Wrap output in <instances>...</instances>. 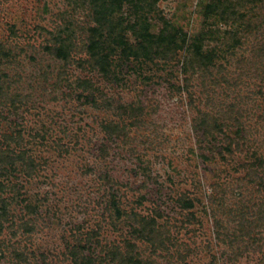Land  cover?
Segmentation results:
<instances>
[{
  "label": "rangeland",
  "instance_id": "obj_1",
  "mask_svg": "<svg viewBox=\"0 0 264 264\" xmlns=\"http://www.w3.org/2000/svg\"><path fill=\"white\" fill-rule=\"evenodd\" d=\"M136 1L185 39L103 75L90 0H0V264H264V0Z\"/></svg>",
  "mask_w": 264,
  "mask_h": 264
},
{
  "label": "trees",
  "instance_id": "obj_2",
  "mask_svg": "<svg viewBox=\"0 0 264 264\" xmlns=\"http://www.w3.org/2000/svg\"><path fill=\"white\" fill-rule=\"evenodd\" d=\"M219 0H212V2L209 5L210 9H214L216 7V3H218ZM141 2V1H140ZM139 2V3H140ZM138 1L136 0H90L91 6L94 7V13H95V19H96V24L89 27V34H88V43L85 44V48H82L86 54H88L89 58L94 61L95 64H97L98 70L103 74V75H109L110 74V69H109V61L107 59L110 57L109 51H113L112 47L113 45L109 44L106 39H110L112 43L114 42L118 46H120V55L124 56L125 58H128V56L131 54L135 57L142 56L144 59L150 58L149 56V51L153 49L152 46H163L162 43L165 42L164 44L165 47L168 48H174L177 46V41H184L185 36H178L176 35H166L163 37L162 32L158 34H151L148 32L147 25L145 24L146 20H142V24L140 25V28L138 31H135V35L137 36V39H139L137 43V48H133L129 42H127L124 38V27L128 29H132V25H125V22L123 20H118L111 25V28H107L106 36L103 34V29L105 26V17L107 16V13L113 14L114 11L124 4H132L136 5ZM141 8L140 6H137ZM127 26V27H126ZM61 43V42H60ZM156 43V44H153ZM69 44L61 43L60 45L53 47L50 49L49 47H46L47 49H50V51L55 55V57L61 59V60H68L69 56H72L71 51L72 47L68 46ZM111 46V47H110ZM191 46L193 50L195 51L196 55L199 57V59L204 60H210L208 57V54H203L200 51V45H199V40L198 38H194L191 41ZM162 51V49H161ZM163 52V51H162ZM255 157V156H254ZM11 158L8 160L10 161ZM256 162V165L263 166L264 167V157L260 159L252 158L251 164L249 166H253V164ZM258 177L257 175H255ZM259 178V183L257 184L258 187L261 189L262 193L264 194V178L258 177ZM264 197L262 203H258L257 207L259 206H264ZM188 205H191V202H187ZM264 208V207H263ZM117 213H120L119 209H116ZM258 213V218L259 217V212ZM237 214V213H236ZM247 214L246 209L244 210V207H241L240 211H238V228L240 231L241 229L244 228L242 227L243 225L247 227V225L251 222L246 216ZM252 223V222H251ZM239 237L241 235L238 234Z\"/></svg>",
  "mask_w": 264,
  "mask_h": 264
}]
</instances>
